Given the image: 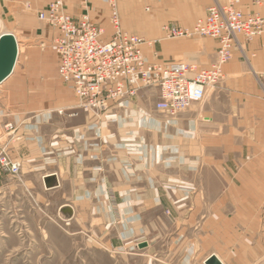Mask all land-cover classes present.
I'll list each match as a JSON object with an SVG mask.
<instances>
[{
  "label": "crops",
  "instance_id": "crops-1",
  "mask_svg": "<svg viewBox=\"0 0 264 264\" xmlns=\"http://www.w3.org/2000/svg\"><path fill=\"white\" fill-rule=\"evenodd\" d=\"M52 1L0 0V36L13 34L18 45L0 82V151L22 163L17 177L0 167V192L29 191L71 234L128 246L145 264H206L214 255L264 264V39L240 38L222 80L177 116L155 108L156 88L95 115L59 76L60 33L39 18ZM63 1L82 16L80 0ZM216 2L226 0H147L153 12L142 16L119 0L122 27L162 37V26L190 27ZM238 7L264 15L251 0ZM89 14L109 39L107 1L91 0ZM200 38H164L144 53L210 67L218 42Z\"/></svg>",
  "mask_w": 264,
  "mask_h": 264
},
{
  "label": "built area",
  "instance_id": "built-area-1",
  "mask_svg": "<svg viewBox=\"0 0 264 264\" xmlns=\"http://www.w3.org/2000/svg\"><path fill=\"white\" fill-rule=\"evenodd\" d=\"M106 1L112 27L109 39L106 29L88 15L91 0H80L84 13L79 18L65 10L63 0H53L39 13L40 20L60 33L55 39L60 78L72 88L78 107L95 115L105 113L121 99L156 88L155 108L177 116L203 101L208 89L222 80L223 66L232 59L235 49L240 48V38L264 39L263 14H245L238 7L240 0L216 2L190 27L175 24L163 27L168 39L207 37L217 40V61L212 66L202 67L186 61L151 62L144 53V46L152 48L159 40L124 31L119 0ZM251 2L264 8V0ZM8 126L13 128L11 124ZM0 166L14 176L21 174V161L12 159L6 147L0 151Z\"/></svg>",
  "mask_w": 264,
  "mask_h": 264
},
{
  "label": "rangeland",
  "instance_id": "rangeland-1",
  "mask_svg": "<svg viewBox=\"0 0 264 264\" xmlns=\"http://www.w3.org/2000/svg\"><path fill=\"white\" fill-rule=\"evenodd\" d=\"M129 4H133L130 7H138L142 16L153 12L152 7L147 9V0H126V9ZM88 15L91 19L89 11ZM163 27L162 37L151 38L158 39L157 43L166 38ZM122 28L132 33L125 25ZM139 33L137 35L148 39L142 32ZM154 54L157 52L154 51ZM69 225L42 211L29 191L22 194L14 187L0 192V264H145L142 252L125 245H121L120 249H111L103 242L89 241V237L71 234Z\"/></svg>",
  "mask_w": 264,
  "mask_h": 264
},
{
  "label": "water",
  "instance_id": "water-1",
  "mask_svg": "<svg viewBox=\"0 0 264 264\" xmlns=\"http://www.w3.org/2000/svg\"><path fill=\"white\" fill-rule=\"evenodd\" d=\"M18 47L12 34L2 35L0 38V82L3 81L12 71ZM206 264H223L215 255L210 257Z\"/></svg>",
  "mask_w": 264,
  "mask_h": 264
},
{
  "label": "bare ground",
  "instance_id": "bare-ground-1",
  "mask_svg": "<svg viewBox=\"0 0 264 264\" xmlns=\"http://www.w3.org/2000/svg\"><path fill=\"white\" fill-rule=\"evenodd\" d=\"M13 35V34H12ZM14 36V35H13ZM2 36H0V38H1ZM15 38V37H14ZM16 40V39H15ZM16 43H17V41H16ZM17 47H18V45H17Z\"/></svg>",
  "mask_w": 264,
  "mask_h": 264
}]
</instances>
